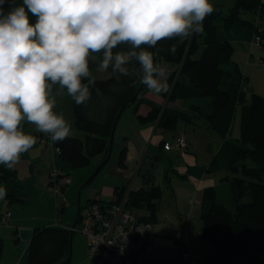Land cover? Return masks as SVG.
Segmentation results:
<instances>
[{"label":"trees","instance_id":"obj_1","mask_svg":"<svg viewBox=\"0 0 264 264\" xmlns=\"http://www.w3.org/2000/svg\"><path fill=\"white\" fill-rule=\"evenodd\" d=\"M22 4L23 0H15L16 6ZM4 7L6 12L10 10L8 4ZM242 13L255 14L257 22L242 18ZM263 14L262 0H235L227 16L213 11L206 17L201 34L161 40L155 48L142 46L155 52L156 58L177 66V70L167 77L168 92H161L168 105L175 103V106L167 105L163 109L145 97L146 86L131 102L141 86L138 75L120 77L118 81L111 69L98 72L96 68L102 54H92L89 67L95 77V87H90L91 98L83 105H77L71 98L73 124L76 130L84 133L85 140L69 136L56 145L58 157L74 170L89 165L93 157L101 154L106 160L116 119L131 104L135 114H138L141 104L150 106L147 115H137V121L140 124L157 121V127L163 131L175 130L179 123H193L195 117L202 118L209 132L221 139L218 150L211 152L213 157L209 170L222 174L218 185L206 186L202 191L201 239L209 244L202 264H264V98L255 90L250 98H246L244 85L247 75L243 74L239 61L234 57V44L219 38V33L225 34L235 26L246 27L261 39V47L264 46V24H260ZM29 20L34 24L36 17L29 13ZM173 45L175 54L169 51ZM129 48L130 45L122 44L114 52ZM82 82L87 83L86 80ZM201 98H206V102L199 103ZM238 109L239 133L232 138L233 120ZM164 144L162 141L158 147L164 150ZM125 155L126 148L123 147L120 166L125 165ZM58 172L55 182L49 171L50 188H53V182L57 183L64 176L71 180L70 174ZM168 177L165 168V184H170L166 181ZM146 181L148 183L143 182L139 189L129 190L125 206L145 211L140 218L153 223L163 190L160 184ZM0 183L10 184L5 196L7 200L23 201L14 167L8 169L0 165ZM68 185L60 184L58 192H63ZM125 194V188L116 186L113 200L104 204L120 203ZM95 201L100 202L95 199L79 205L76 223L71 229L58 224L34 228L26 249V261L29 264H69L71 238L80 220V210ZM1 249L0 237V254Z\"/></svg>","mask_w":264,"mask_h":264},{"label":"clouds","instance_id":"obj_2","mask_svg":"<svg viewBox=\"0 0 264 264\" xmlns=\"http://www.w3.org/2000/svg\"><path fill=\"white\" fill-rule=\"evenodd\" d=\"M212 12L209 0H23L22 6L0 0V165L11 169L37 143L22 121L53 142L70 136L71 125L54 111L52 86L86 104L95 87L89 67L94 53L102 54L96 71L111 69L118 81L138 75L150 91L168 92L164 70L142 46L201 34ZM122 44L130 48L114 52ZM169 51L175 54V45ZM5 196L0 186V199Z\"/></svg>","mask_w":264,"mask_h":264},{"label":"rangeland","instance_id":"obj_3","mask_svg":"<svg viewBox=\"0 0 264 264\" xmlns=\"http://www.w3.org/2000/svg\"><path fill=\"white\" fill-rule=\"evenodd\" d=\"M209 2L213 6V11H220L224 16L228 15L229 9L235 4V0H209ZM241 17L244 19L253 20V22L255 23L257 22V16H255V14L242 13ZM260 24H264V14L262 16V19L260 20ZM255 37L256 36H254V38ZM262 41L264 42V40ZM234 44L236 45V55H240V65H247V67L245 66L246 71H243L244 75L246 73L248 74H246L247 80L245 82V85L247 83L249 85L250 83L254 86V90H258V92H260L264 97L263 60L257 59L256 65L248 66V52L246 48H243L246 46L235 42ZM197 55H199V53ZM257 57L258 53H254V58ZM155 64H158L164 70V80H167V77L170 73L177 70V66L167 63L159 57H155ZM249 71H251V73ZM146 94L149 101H151L155 105L161 106L162 109L168 105L166 99L161 96V93L157 94L147 89ZM251 94V91H249L247 97L250 98ZM51 95L56 99V105L54 108L56 114L62 115L65 121L71 125L70 137H75L74 133H78L75 138L85 140L84 133L76 130V128L74 127L72 99L67 94L66 90L61 89L60 86L56 84L52 86ZM206 100V98H201L199 100V103H204L206 102ZM149 108L151 107L149 106ZM133 110L134 106L125 109L124 116L123 114L121 115L123 116V121L127 117L125 115H129L130 118H132L131 114L133 115ZM192 122L193 123L188 124L179 123L178 128H176L175 130L164 131V135L166 137L164 139H167L168 141L165 142V144L169 147L168 149H165V151H163L164 154L169 155L168 151L171 148L175 147L176 140L174 141L172 135H175L177 132L184 133L185 139H187L190 143V146H188L189 153H193L198 156L200 163L207 157V154L203 150L204 146L207 143H210L217 148L220 146L221 139L215 133L209 132V129L202 118L195 117ZM22 124V130L27 134L35 136L37 138V143L28 152L21 154L18 163L13 166L17 171V181L18 185L21 188L23 201L10 202V200H7L6 197L0 199V217L6 212L10 213L9 218L0 222V237L2 239L0 264H29L26 261V249L31 238L32 230L34 228H43L45 226H53L58 224L61 227L71 229L76 223L78 213V200L80 202V205L85 204L88 198H92L100 191V189H102L103 185L109 184V181L120 177V175L116 173V166L118 165L119 155L122 151L121 131H123V127H120V122L116 126L113 135L111 153H109V158L106 163L103 164L105 160L103 154H101L93 157L89 165L74 169L69 185L63 192L59 191L58 194H55L50 188L49 182L51 181V179L49 178V171L47 169L42 171L39 163H35V161L40 159L43 160L42 164L48 165L46 159L48 153L52 154V152L55 151V154L58 155V150H54V146L51 145V135L39 132L36 129L35 125L30 124L27 121L26 123ZM239 128L240 109L237 110L233 120L232 138L237 137ZM124 132L127 131L124 130ZM124 138L126 142V137ZM45 142H47L46 146L44 145ZM111 168H114L115 173L109 172ZM172 175L174 174H170V176ZM221 175V173H215V175H213L214 180H216V183H214V185H218L221 182ZM175 179H177V177ZM155 183L160 184V187L163 190V198L159 204L160 208L164 209L165 207V211L171 213L173 208L171 204L169 205L168 200L172 193L173 186L171 187L170 184L165 183L161 184L162 181L160 182V179H158ZM0 186H3L6 191L10 190L8 189L10 187V184L0 183ZM141 186V178L133 177V179L129 181V183L125 187L126 195L128 196V192L130 189L137 190ZM174 187H176V184H174ZM95 199L96 197L90 200L94 201ZM99 200L100 204L110 202L107 198L104 201H102L101 199ZM61 209L62 212L60 213L59 211ZM132 210L138 215L139 218L143 213H145V211L143 210ZM196 244H198L197 246H199L203 251L204 249H206V245L209 246V244L203 242L202 239L197 241ZM200 251L198 250V252ZM203 251H201L202 254H204ZM96 260L97 256L91 255L88 252L87 239L85 235L81 233L80 225L78 223L71 238L69 264H95ZM231 264L242 263L231 262Z\"/></svg>","mask_w":264,"mask_h":264},{"label":"crops","instance_id":"obj_4","mask_svg":"<svg viewBox=\"0 0 264 264\" xmlns=\"http://www.w3.org/2000/svg\"><path fill=\"white\" fill-rule=\"evenodd\" d=\"M262 1L264 3V0ZM254 36L251 29L239 26L233 27L225 34H223V32L219 33V38H221V40H229L233 44L235 42L246 46L243 48H246L248 52V66L256 65L257 59L263 60L262 62H264V46L260 48L255 45L253 43ZM234 47L236 48L235 44ZM254 53H258L257 58H254ZM234 57L241 63L239 59L240 55H236V49ZM240 66L243 71H246L247 65H245L246 67L242 64ZM249 72L251 73V71ZM248 86L255 89L250 83ZM256 93L262 96L258 90H256ZM145 97L147 98V94H145ZM131 106L132 104L128 107ZM168 106H174V104H169ZM149 110V106L141 104L138 108V114H135V110H133V115L131 114L132 118H130L129 115H125L127 117L124 121L123 116L125 110L122 113L123 116H121L119 120L121 123L120 127H123V131H121L122 147H120L121 149L123 147L126 148L125 165L120 166L118 160L116 173L120 175V177L109 181V184L103 185L102 189L92 198L94 199L96 197L97 200L101 199L102 201L106 198L109 201L113 200L114 188L119 186L124 189L133 177L141 178L142 184L143 182L148 183L146 180L156 182L160 179V182H163L166 168L169 175L166 181L170 182L171 187L173 186L172 193L168 200L173 210L169 213L165 211V207L161 209L159 206L160 203L158 204L156 219L152 223L156 233L152 250L147 258L141 260L138 264H183L181 255L186 252L190 254L192 259L202 264V260L205 258L209 249V246L206 245V249L203 251L197 246L198 244H196L197 241L201 240L202 223H200V214L202 191L206 186H211L216 183V180L213 178L215 173L214 171L211 172L209 168L213 157L211 152H216L220 146L217 148L211 144H206L203 150L207 154V157L200 163L198 156L189 153L188 146H190V143L185 139L184 133L177 132L175 135H172L174 141L177 136L183 135L186 140L185 147H173L168 151L169 155L164 154L163 151H165V148L163 150V148H159L158 146L162 141L168 142L167 139H164L166 138L164 135L165 130H160L157 127V121L140 124L137 119H135L137 115H146ZM22 123H26V120L22 121ZM124 130L127 132H124ZM77 134L78 133H74V136L76 137ZM122 136L123 138L126 137V142L125 138L123 139ZM57 143L58 141L51 142V145L54 146V150L57 149ZM46 144L47 142H45L44 145L46 146ZM206 148L210 151H207ZM111 149L112 146L109 153H111ZM55 153L56 152L53 151L52 154L48 153L46 156L48 165L42 164L43 160L40 159L35 161V163H39L42 171L46 169L52 171L57 168L62 174H70L72 177L74 172L72 167L67 162L62 161ZM157 158L164 160V162L156 160ZM109 172L115 173L114 168H111ZM170 174L174 175L170 176ZM176 177L178 180L175 179ZM174 184H176V187H174ZM51 189L55 192L53 188ZM92 198H88V200ZM175 234H179L180 238L174 239ZM198 250L203 251L204 254H202L201 251L198 252Z\"/></svg>","mask_w":264,"mask_h":264},{"label":"built area","instance_id":"obj_5","mask_svg":"<svg viewBox=\"0 0 264 264\" xmlns=\"http://www.w3.org/2000/svg\"><path fill=\"white\" fill-rule=\"evenodd\" d=\"M254 44L261 46V39L254 38ZM184 143V144H183ZM186 141L182 135L176 138L175 147L184 148ZM168 149V145H164ZM57 150V149H56ZM58 169L51 171V178L57 181ZM53 182V189L58 193L59 185ZM62 183H69L64 176ZM127 195L120 203L100 204L98 201L88 203L80 211V230L87 239L88 252L96 255L95 264H138L147 258L152 250L156 233L151 222L141 220L130 208L126 207ZM10 217L6 212L0 222ZM180 235L175 234L174 239ZM183 264H198L189 253L181 255Z\"/></svg>","mask_w":264,"mask_h":264},{"label":"water","instance_id":"obj_6","mask_svg":"<svg viewBox=\"0 0 264 264\" xmlns=\"http://www.w3.org/2000/svg\"><path fill=\"white\" fill-rule=\"evenodd\" d=\"M153 54H154V63H155V52H153ZM144 86H145V85H143V84L141 83V86H140L138 92H137L136 95L131 99V102H133V101L136 100L137 95L139 94L140 90H141ZM120 115H121V113H119V115H118V117H117V119H116L115 125H114V127H113V131H112V134H111V137H110V143H109V147H110V148H111L112 143H113V135H114V132H115V129H116V125H117V121H118ZM108 158H109V156H108L107 159L103 162V164L106 163V161L108 160ZM95 174H96V173H95ZM95 174H94V176H95ZM92 178H93V177H92ZM79 203H80V202H79V200H78V213H79V205H80ZM77 216H78V215H77Z\"/></svg>","mask_w":264,"mask_h":264},{"label":"bare ground","instance_id":"obj_7","mask_svg":"<svg viewBox=\"0 0 264 264\" xmlns=\"http://www.w3.org/2000/svg\"><path fill=\"white\" fill-rule=\"evenodd\" d=\"M249 91L253 92V91H254V89H252V88H251V87H249V86H246V85H244V92H245V94H246V98H248V97H247V94H248V92H249ZM126 108H127V107H126ZM126 108H125V109H126ZM125 109H124V110H125ZM123 112H124V111H123ZM123 112H122V113H123ZM122 113H121V115H122ZM121 115H120V117H121ZM120 117H119V119H118L117 123L119 122V120H120ZM57 184H58V185H60V184H61V182L58 180ZM125 195H126V194H125Z\"/></svg>","mask_w":264,"mask_h":264}]
</instances>
